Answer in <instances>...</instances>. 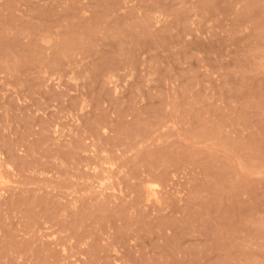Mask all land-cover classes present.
Segmentation results:
<instances>
[{
    "label": "rangeland",
    "instance_id": "374dc122",
    "mask_svg": "<svg viewBox=\"0 0 264 264\" xmlns=\"http://www.w3.org/2000/svg\"><path fill=\"white\" fill-rule=\"evenodd\" d=\"M0 264H264V0H0Z\"/></svg>",
    "mask_w": 264,
    "mask_h": 264
}]
</instances>
